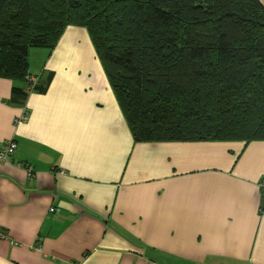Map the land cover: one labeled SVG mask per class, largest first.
Masks as SVG:
<instances>
[{
	"label": "crops",
	"instance_id": "1",
	"mask_svg": "<svg viewBox=\"0 0 264 264\" xmlns=\"http://www.w3.org/2000/svg\"><path fill=\"white\" fill-rule=\"evenodd\" d=\"M45 51L0 77V264H264V140L137 142L86 28Z\"/></svg>",
	"mask_w": 264,
	"mask_h": 264
},
{
	"label": "trees",
	"instance_id": "2",
	"mask_svg": "<svg viewBox=\"0 0 264 264\" xmlns=\"http://www.w3.org/2000/svg\"><path fill=\"white\" fill-rule=\"evenodd\" d=\"M70 25L88 30L137 142L264 140L261 0H0V77L25 83L21 104L47 88L30 48Z\"/></svg>",
	"mask_w": 264,
	"mask_h": 264
},
{
	"label": "built area",
	"instance_id": "3",
	"mask_svg": "<svg viewBox=\"0 0 264 264\" xmlns=\"http://www.w3.org/2000/svg\"><path fill=\"white\" fill-rule=\"evenodd\" d=\"M32 81H36L37 79L32 77L31 79ZM28 109H25V111L22 113V115L16 119V122H23L25 121L26 117L28 116ZM17 150V143L14 139H10L8 140L3 147L0 150V162H5L6 160H8L10 157H12L15 152ZM27 170L29 171L30 175H33V167L28 166ZM259 186L261 191L264 194V179L260 180L259 182ZM52 211L54 210V208L51 209ZM38 249H41L39 246L37 247Z\"/></svg>",
	"mask_w": 264,
	"mask_h": 264
},
{
	"label": "rangeland",
	"instance_id": "4",
	"mask_svg": "<svg viewBox=\"0 0 264 264\" xmlns=\"http://www.w3.org/2000/svg\"><path fill=\"white\" fill-rule=\"evenodd\" d=\"M46 49H48V51H50L53 48H50L48 46H32L30 48L28 58H29V62H30L31 71H33V73H37L38 75H40L42 73V69L39 71V69H37V68L38 67L40 68L41 65H39V64H41V62L43 61V58L46 56V51H45ZM35 66H37V67H35ZM26 106H27V104H26ZM29 115H30V110H29Z\"/></svg>",
	"mask_w": 264,
	"mask_h": 264
}]
</instances>
